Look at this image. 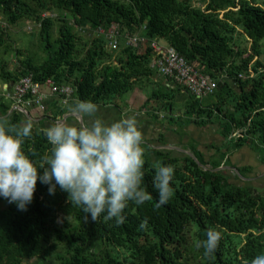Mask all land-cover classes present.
<instances>
[{"label":"trees","instance_id":"obj_1","mask_svg":"<svg viewBox=\"0 0 264 264\" xmlns=\"http://www.w3.org/2000/svg\"><path fill=\"white\" fill-rule=\"evenodd\" d=\"M24 20L40 27L41 50L35 44L16 48L10 43L7 27ZM112 26L119 27L117 50L107 39ZM87 28L96 35L86 38ZM135 35L141 42L129 44ZM160 40L213 79L216 88L207 101L158 71L152 42ZM263 40L264 0H0V50L5 55L0 83L7 86L0 93V115L13 123L28 120L17 108L12 111L15 88L28 76L42 85L49 80L70 85L74 91L66 100L119 110L128 106L125 95L139 88L147 93L143 110L154 119L165 112L172 115L171 124L176 120L181 128L214 129L224 140L209 145V154L193 141L184 147L202 166L185 153L149 146L158 161H145L142 186L152 200L130 202L121 226L103 217L93 221L72 206L58 185L50 194V185L40 180L26 211L0 196V264H23L34 257L42 259L39 264L52 258L54 264H250L264 254V191L234 182L227 170L217 171L231 166V157L247 147L264 164ZM184 91L189 95L183 102L186 111L176 116L177 95ZM56 105V112L47 110L42 120L33 121L32 138L23 146L37 166L52 147L44 129L68 112L67 106ZM25 106L34 117L36 105ZM168 165L175 169L174 195L157 210L153 178L158 166ZM252 170L239 168L245 177ZM213 228L222 238L218 249L205 256L196 244Z\"/></svg>","mask_w":264,"mask_h":264},{"label":"clouds","instance_id":"obj_2","mask_svg":"<svg viewBox=\"0 0 264 264\" xmlns=\"http://www.w3.org/2000/svg\"><path fill=\"white\" fill-rule=\"evenodd\" d=\"M68 111L75 117L72 123L57 120L44 129L52 147L39 166L23 148L32 138L34 122L28 119L13 123L8 116L0 115V196L26 211L40 180L50 185V194L58 185L68 193L72 206L90 214L93 221L103 217L121 226L130 202L143 205L152 200L142 186L145 136L137 116L109 123L98 115L99 106L92 101H79ZM39 169H43L42 175ZM174 173L172 165L156 168L153 186L159 201L154 209L172 199ZM147 223V219L143 220L140 228H146ZM221 238L219 231L209 229L207 239L196 247H203L204 255L210 256L218 249ZM250 264H264V254L257 255Z\"/></svg>","mask_w":264,"mask_h":264},{"label":"rangeland","instance_id":"obj_3","mask_svg":"<svg viewBox=\"0 0 264 264\" xmlns=\"http://www.w3.org/2000/svg\"><path fill=\"white\" fill-rule=\"evenodd\" d=\"M261 2H263V0H259ZM195 4H199V0H195ZM54 17H57V14H54ZM39 30L40 27H38L36 24H33L29 21H21L20 23H18L16 26H8L7 27V33L9 35L10 38V43L14 46V47H25V46H30L31 44H35V50L39 49L41 50V47L39 48L40 45V39H39ZM54 33L55 35L57 34V27H55L54 29ZM140 34V33H137ZM83 35L86 38H90L93 37L94 35H96V33H94L91 29L87 28L84 30ZM161 46H168V43L165 40H160L159 41ZM244 45H251L250 42H245L244 41ZM263 45H264V40H263ZM146 46L145 42L142 41V48H144ZM118 49V48H117ZM115 49V50H117ZM38 50V51H39ZM10 55V54H9ZM5 55L3 54V50H0V59L2 57H4ZM12 57V54L10 55ZM264 59V56H263ZM7 89L6 86H4L2 83H0V93L4 92ZM135 91V94H134ZM147 97V93L139 88H136L130 92H128L125 95V98H134V99H130L132 100L131 102L134 103V105H132L131 107H127L126 110L128 111H132L135 114H139L141 113V117H145L143 118L144 120L142 121L144 123V125L142 126H146L145 122L148 120L150 123V127H149V131L152 134L157 135V133L163 132L164 135H171L173 139H178L177 134L173 133V130L175 129V127H179V132L181 131H188L189 135L191 137V140L194 142L196 141H205L206 143L210 142L211 139L214 137L215 133H214V129H206V128H200L197 126H191V127H185V128H181V126L179 125L178 121L175 120V124L174 122L171 124L170 123V119L168 117H172V115H168L165 112H157V119H154L150 114L148 113H142L143 111V104L145 102V99ZM189 98V95L187 92H182V93H178L177 95V103H180L179 106L176 107L175 110V114H177L176 116L180 115L181 113L185 114V106L183 105V102H185V100ZM204 101L208 100V96L203 98ZM131 104V103H130ZM182 104V106H181ZM18 105V104H16ZM15 106V104H14ZM22 107H26L24 105H22ZM27 108V107H26ZM39 108V107H38ZM45 113H43V111L39 110H34L33 115L36 118H41L42 116H44ZM49 124V123H48ZM52 124V123H50ZM177 124V125H176ZM152 134V135H153ZM186 137V136H185ZM185 137H182L181 143L180 144H171L169 146L171 147H183V145L185 144ZM155 144L154 146H157V141L155 138ZM190 139H186V143H190L189 142ZM191 141V142H192ZM215 141L218 145H222L224 143V140L222 137L219 136L218 139L212 140ZM186 145V144H185ZM149 144L144 143L142 145V147L145 149V156L144 159L145 161H148L152 164H157V157L155 156L154 152L151 151V148H149ZM209 146V145H208ZM206 154H209L207 152L208 147L204 149ZM190 151V150H188ZM214 154V153H213ZM231 161H232V165L229 167L232 168H242V167H247V166H251L253 167V170L251 172H249L246 176L247 180L244 179H237L238 174L236 173V171H233L232 169H226L229 173V175L232 176V179L234 182L240 184V185H251V186H256L258 188H260L262 191H264V164L261 161V157L260 155L255 152L253 149L247 147L244 148L243 150L239 151L236 155H233L231 157ZM234 166V167H233ZM225 171V170H224ZM55 259L52 258V260L50 259L48 264H54ZM43 262L42 259L40 257H34V258H29V259H25L23 264H39Z\"/></svg>","mask_w":264,"mask_h":264},{"label":"built area","instance_id":"obj_4","mask_svg":"<svg viewBox=\"0 0 264 264\" xmlns=\"http://www.w3.org/2000/svg\"><path fill=\"white\" fill-rule=\"evenodd\" d=\"M119 34L118 26H112L107 33L109 47L113 50L118 48ZM139 42H141V38L138 35L129 37V44L138 45ZM152 48L155 54L154 64L161 74L174 79L189 93L197 97H207L214 92L216 83L213 79L206 76L198 68L192 65L176 48L161 46L158 41L152 42ZM45 88H50L53 93L60 94L64 96L65 99L69 98L74 91L70 85L59 86L52 80H49L45 85H42L35 82L33 77L28 76L23 78L15 88V94L13 97V99H15L14 107L21 111L22 105L34 104L36 107H39L40 110L46 111ZM27 95L28 99L24 100Z\"/></svg>","mask_w":264,"mask_h":264},{"label":"crops","instance_id":"obj_5","mask_svg":"<svg viewBox=\"0 0 264 264\" xmlns=\"http://www.w3.org/2000/svg\"><path fill=\"white\" fill-rule=\"evenodd\" d=\"M45 92H46V98H45V103H46V111L49 110V111H54L55 112L57 111V103L59 104H62V105H65L67 106V108L69 109L71 106H74L77 102L75 101H72V100H66L64 98L61 97L60 94H56V93H53L51 91L50 88H45ZM134 94H135V91H134ZM130 99H134V98H126L127 102H128V106L122 108V110H119V108L117 107H113V106H109V105H99V112H98V115L104 119L105 121L111 123V122H114V121H117V120H120L122 118H126V117H129V116H132V115H136L137 116V119L139 121V124L142 128V131L144 133V136H145V143L151 145L150 147L153 148V149H158V150H167L165 149L164 147L165 146H169L171 144H180L181 143V140H182V137L184 138L185 136V144L183 145V147H179V148H182V149H185L184 147L188 145V143H186V139H190L189 142H191V137L189 135V132L188 131H181L179 132V127H175V129L173 130V133L177 134V137L178 139H173L171 135H164L163 132H158L157 135L155 134H151L150 131H149V127H150V123L148 120L145 122L146 126H142L144 125V123L142 122L145 118L144 116L141 117V113L139 114H135L134 112H130L128 110H126L127 107H131L132 105H134V103H132ZM134 102H135V99H134ZM131 103V104H130ZM56 105V106H54ZM59 106V105H58ZM37 111L40 110V108H36ZM41 111V110H40ZM46 111H43V113H45ZM142 113H146L145 110L142 111ZM36 118V117H34ZM65 120L68 122V123H72L75 119V117L73 116L72 113H70L69 111L67 112V114L64 116ZM64 118L62 120H64ZM43 119V116L39 119H36L38 121L42 120ZM53 124V123H52ZM52 124H47V126H51ZM215 135L214 137L211 139L210 142L206 143L205 141H194L197 145H199V149L202 151V152H205V148L208 147V145H211L213 143L217 144L215 141H212V140H215V139H218L219 138V134L217 132H215ZM221 137V136H220ZM154 138L157 141V146H154L155 144V140ZM207 152L209 153V150H207Z\"/></svg>","mask_w":264,"mask_h":264},{"label":"water","instance_id":"obj_6","mask_svg":"<svg viewBox=\"0 0 264 264\" xmlns=\"http://www.w3.org/2000/svg\"><path fill=\"white\" fill-rule=\"evenodd\" d=\"M14 108L15 107L12 108V111L14 110ZM21 112H23L28 119H31L32 121H38V120L34 119L33 116H31V114L29 113L28 110H26V108L22 107L21 108ZM64 120H65V118H64ZM164 148L167 149V150H176L178 152L185 153V154L189 155L190 157H192L199 165L202 166V164L197 160V158L195 157V155L191 151H188V150H185V149H182V148H178V147H171V146H165ZM226 169H232L233 171H236V173L238 174V176H240V178H242L244 180H247V178L245 176H243L240 173L239 169H237V168H232V167H229V166H222L219 169H217V171L226 170Z\"/></svg>","mask_w":264,"mask_h":264}]
</instances>
